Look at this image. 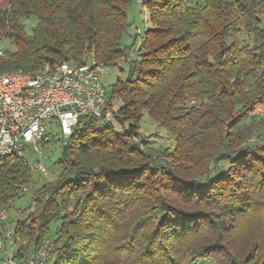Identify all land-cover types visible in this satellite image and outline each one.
<instances>
[{
	"label": "trees",
	"instance_id": "obj_1",
	"mask_svg": "<svg viewBox=\"0 0 264 264\" xmlns=\"http://www.w3.org/2000/svg\"><path fill=\"white\" fill-rule=\"evenodd\" d=\"M130 4L0 0V73L89 55L127 72L105 90L120 129L53 134L58 175L14 233L32 252L53 238L50 264H264V120L249 114L264 102V0H142L136 49L121 44ZM143 112L169 149L140 132ZM30 181L0 158V210Z\"/></svg>",
	"mask_w": 264,
	"mask_h": 264
},
{
	"label": "built area",
	"instance_id": "obj_2",
	"mask_svg": "<svg viewBox=\"0 0 264 264\" xmlns=\"http://www.w3.org/2000/svg\"><path fill=\"white\" fill-rule=\"evenodd\" d=\"M107 69L89 55L84 68L72 69V63L62 61L57 74L43 80L26 76L0 79V154L13 152V157L21 159L30 171L43 175L46 170L40 164L45 158L42 150L53 134L66 138L91 121L113 122L117 126L115 115L108 112L105 88L99 80ZM28 91H37V98L27 99ZM121 105L118 100V110ZM253 113L264 114V102L252 107L249 114ZM28 156L37 158L34 165L28 163ZM26 191L27 185L22 186L18 197ZM7 219L6 211L0 210V264H50L54 239L46 238L32 252L28 239L15 234Z\"/></svg>",
	"mask_w": 264,
	"mask_h": 264
},
{
	"label": "rangeland",
	"instance_id": "obj_3",
	"mask_svg": "<svg viewBox=\"0 0 264 264\" xmlns=\"http://www.w3.org/2000/svg\"><path fill=\"white\" fill-rule=\"evenodd\" d=\"M126 13L129 27L127 28L126 34L121 39V44L127 47L133 45V49H136L139 45L143 29L149 25L147 22L146 10L141 6L139 0H131V4L127 8ZM31 27H33V24L28 25L27 32L30 31ZM134 37L135 44L133 43ZM9 49H11V47H9ZM122 61L121 59L116 66L108 68L106 73L100 75L99 80L105 90L108 91L117 80H123L125 78L127 72ZM252 116H254V114H252ZM117 128L120 129L119 126ZM140 132L150 141V145L156 148L166 147L169 149L173 144L166 131L159 128L145 112H143L140 121ZM42 151L45 158L40 161V164L44 167L46 173L41 175L40 173L31 171V181L27 185V191L16 198L5 210L8 218L7 225L11 229H13L16 221L22 219L32 208V191L51 183L58 175V169L53 163L59 157V146L55 143L49 147H44ZM27 161L32 166L36 163L37 158L28 156ZM201 264L207 263L202 262Z\"/></svg>",
	"mask_w": 264,
	"mask_h": 264
},
{
	"label": "bare ground",
	"instance_id": "obj_4",
	"mask_svg": "<svg viewBox=\"0 0 264 264\" xmlns=\"http://www.w3.org/2000/svg\"><path fill=\"white\" fill-rule=\"evenodd\" d=\"M139 1H142V0H139ZM0 48L2 49V50H0V55H1L3 52V45L1 44V42H0ZM61 66H62V62H59L56 64H51V65L45 64L36 73H22L19 71L18 72H10V73L1 72L0 73V79H12V78H16V77H25L26 76L29 79L43 80L46 77L51 76V74H57V70ZM80 68H84V62L80 63V64H72V69H80ZM36 98H37V91H28L27 92V99H36ZM253 107H259V102L256 103ZM117 111H118V102H113L110 109H108V112L110 115H114L117 113ZM253 114H254V116L256 115L259 118L264 119L263 113H253ZM108 123H110L113 128L118 129L117 126H113V122H108ZM87 126L88 125H82V127H78L76 130H78V129L81 130ZM72 133H69V135H66V137L70 136ZM9 156H13V152H5V153L0 154V158L9 157Z\"/></svg>",
	"mask_w": 264,
	"mask_h": 264
}]
</instances>
